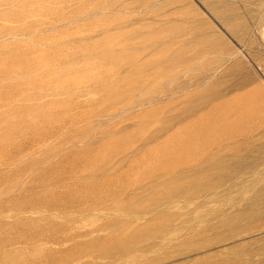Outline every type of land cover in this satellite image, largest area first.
<instances>
[{
  "label": "rangeland",
  "instance_id": "374dc122",
  "mask_svg": "<svg viewBox=\"0 0 264 264\" xmlns=\"http://www.w3.org/2000/svg\"><path fill=\"white\" fill-rule=\"evenodd\" d=\"M0 264H264V0H0Z\"/></svg>",
  "mask_w": 264,
  "mask_h": 264
}]
</instances>
